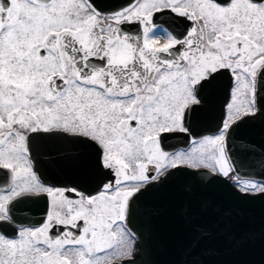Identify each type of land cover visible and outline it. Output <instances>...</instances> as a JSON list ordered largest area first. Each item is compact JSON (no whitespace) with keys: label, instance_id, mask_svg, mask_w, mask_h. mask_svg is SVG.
Listing matches in <instances>:
<instances>
[{"label":"snow or ice","instance_id":"obj_1","mask_svg":"<svg viewBox=\"0 0 264 264\" xmlns=\"http://www.w3.org/2000/svg\"><path fill=\"white\" fill-rule=\"evenodd\" d=\"M222 75L223 120L194 138L189 114ZM261 110L264 0H0V264H134L128 217L173 170L207 169L244 197L264 196V179L231 175L228 149ZM47 142L93 147L106 182L95 194L43 182L32 152ZM45 197L43 224L21 223Z\"/></svg>","mask_w":264,"mask_h":264},{"label":"water","instance_id":"obj_2","mask_svg":"<svg viewBox=\"0 0 264 264\" xmlns=\"http://www.w3.org/2000/svg\"><path fill=\"white\" fill-rule=\"evenodd\" d=\"M128 1L98 0L116 6ZM215 113L219 123L222 105ZM190 114L194 136L217 129L205 111L198 108ZM73 146L59 143L58 164L50 165L61 171L47 173L46 165L36 158L35 170L50 184L95 192L106 179L96 166L97 157H80ZM228 149L241 179H264V110L232 130ZM43 213L33 212L36 219L20 222L37 224ZM127 224L137 236L134 264H264V196L244 197L227 178L207 169L195 174L190 169L173 170L146 186Z\"/></svg>","mask_w":264,"mask_h":264},{"label":"flooded vegetation","instance_id":"obj_3","mask_svg":"<svg viewBox=\"0 0 264 264\" xmlns=\"http://www.w3.org/2000/svg\"><path fill=\"white\" fill-rule=\"evenodd\" d=\"M124 4H126V3H124ZM124 4H122V5H124ZM176 28H177L178 32H183V31H185V24L178 21L176 24ZM124 31H126L130 34H135L137 31V27L135 25H125ZM230 91H231V79L227 75H222V76L218 77L217 80L214 81L211 88L207 89L204 93L205 102H204L203 107H200L199 109L206 112V118L208 121H212L213 123L217 124V129H218L219 124L223 120L224 113H223L222 119L218 123L217 122L218 116L216 115L215 112L220 108V105H222V108L224 111V106L226 105V103L228 102L229 97H230ZM209 111H212L213 113L209 114ZM190 115L191 114H189V117H188V126H189V123L192 122V115L191 116ZM217 129L213 130V131L204 132L200 136H194L192 134V137L201 138L204 136H212V135L216 134ZM180 139L183 140L184 138L180 137ZM169 143L176 145V146H186V144H184V145L178 144V141L176 139L170 140ZM58 147H59V143H57V142H47L43 145H39V146L34 147L33 152H32L34 169H35L36 164H38V161L41 159L42 163L46 165V172L47 173H57V172L61 171V170H59L58 167L50 165V164H53V165L58 164V158H57V161H55ZM169 150H171V149H169ZM73 152L77 153L80 157H83V158H90V157L96 156V150L93 147H90L88 145L75 144L73 146ZM35 158L38 160L37 162L35 161ZM6 179H7V177L4 175V173L0 172V184H2V182H4ZM106 179H107V177H106ZM106 179L104 182H106ZM42 181L45 182L44 180H42ZM45 183L52 186V187H73L74 186V185L59 186V185L50 184L48 182H45ZM81 188H83V187H79V189L81 191H85L89 194H95V192H93V191L91 192L88 190H83ZM34 205H35V208H33ZM42 210H44V213H43V217L40 218L42 220L39 223H37V224L23 223V224L27 227H39L41 224H43L44 217H45L46 211H47V198L46 197L43 199H38V200L31 202L28 205V208L23 213H20V217L29 219V221L30 220L33 221L34 219H36V215L34 216L33 212H35L36 214H39ZM59 231H63V229L62 228L55 229L51 232V235L55 236L58 234ZM10 235H11V233H10Z\"/></svg>","mask_w":264,"mask_h":264},{"label":"rangeland","instance_id":"obj_4","mask_svg":"<svg viewBox=\"0 0 264 264\" xmlns=\"http://www.w3.org/2000/svg\"><path fill=\"white\" fill-rule=\"evenodd\" d=\"M231 175H236L235 173H232Z\"/></svg>","mask_w":264,"mask_h":264}]
</instances>
